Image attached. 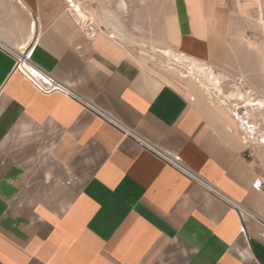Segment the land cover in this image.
Segmentation results:
<instances>
[{
	"label": "crops",
	"instance_id": "0c3cea01",
	"mask_svg": "<svg viewBox=\"0 0 264 264\" xmlns=\"http://www.w3.org/2000/svg\"><path fill=\"white\" fill-rule=\"evenodd\" d=\"M139 5L144 37L124 26L118 40L83 8L98 27L90 35L67 0H0V42L34 47L33 65L179 156L246 214L77 100L40 93L0 50V264H264V237L249 216L264 221V186L253 187L264 181V142L255 141L262 132L244 140L232 108L165 61L171 52L188 64L241 70L254 100L264 0ZM135 46L157 59L135 60ZM25 73L45 87L36 70ZM181 78L210 98L185 93Z\"/></svg>",
	"mask_w": 264,
	"mask_h": 264
},
{
	"label": "rangeland",
	"instance_id": "374dc122",
	"mask_svg": "<svg viewBox=\"0 0 264 264\" xmlns=\"http://www.w3.org/2000/svg\"><path fill=\"white\" fill-rule=\"evenodd\" d=\"M77 1L81 3L82 7L85 10L94 14L95 19L98 18L103 23L104 29L106 30L110 29L114 34V36L116 32L122 35L120 30L124 26H126L136 37H144L145 22L142 21V19L139 16V10H140L139 4L144 0H77ZM91 20H93V18H91ZM133 50L134 52L132 53V56L137 61L149 64V63H153L154 59H157L156 57L157 54L154 51H148L144 48H140L136 46L134 47ZM165 59H166L165 60L166 63L172 64L175 68H177V70L180 72L182 76L191 77V78H193L194 76L193 78L194 81L199 85L202 83V81L204 82L203 76L201 74H198L195 69L193 70L194 67L191 64H188L187 62L178 63L175 60L168 59V57L166 56ZM254 59L255 60L258 59L259 61L264 62L263 56L259 52L254 53ZM194 61L196 62L197 65L208 67V64L204 62H200L197 60ZM24 65L25 66L21 67L24 72H35L32 71L31 70L32 68H29L27 64ZM213 69H214L213 71L216 72L215 74L216 75L221 74L223 79L221 84L223 95H219L218 93H215L214 90L210 91V96L216 103H221V101L226 102L228 107L230 106L229 108L233 109L232 107L233 103H240V101L234 100V98L231 97L232 94H237V92L238 93L242 92L246 94L247 97H249L246 91L250 89L249 88L250 86L245 83H241V81L245 79L244 77L247 75V73L243 74L241 70H237V69L236 70L218 69V68H213ZM256 71L254 73V95L252 93L251 94L253 95L254 99H259L264 101V84H262V82H264V73L262 72V69H257ZM196 83L190 80H183L181 78L179 83L176 84L185 93H188L190 96L191 95L194 96L195 94L201 93L204 94L206 97L210 98V96ZM249 121L250 124L253 123L252 125L257 127L259 131L264 132V108L259 107L256 109L255 112L251 111V119L249 118ZM242 131H243L244 140H246L247 142L252 141L250 139L252 135H250L244 129H242Z\"/></svg>",
	"mask_w": 264,
	"mask_h": 264
},
{
	"label": "built area",
	"instance_id": "2783aa9c",
	"mask_svg": "<svg viewBox=\"0 0 264 264\" xmlns=\"http://www.w3.org/2000/svg\"><path fill=\"white\" fill-rule=\"evenodd\" d=\"M67 2L70 8L73 9V4L71 0H67ZM259 21H260L262 30L264 31V12H262ZM84 24L86 25L88 33L90 35H93L98 30V27L91 20L87 21ZM261 39L262 37L260 35H257L254 37L253 40L254 42H259ZM33 48L25 52H19V51L13 50L12 48L0 42V50L8 54L15 62L14 72H18L22 74L34 86V88L38 90L40 93L45 94V95H51L53 93H60L68 98H73L77 100L84 109L90 111L91 113L96 115L98 118H100L101 120H103L104 122L112 126L114 129L119 131L125 138L131 139L134 142H136L140 147H142L145 151H147L148 153L153 155L155 158L160 160L163 164L178 171L179 173L186 176L187 178H189L196 184L205 188L207 191L225 200L230 205H232V207H234L236 210L242 213H245L244 210L238 204H236L235 202L230 200L228 197L223 195L219 190H217L212 185H210L204 178H202L201 176H199L198 174L190 170L179 156L173 155L172 153L167 152L161 147L143 138L138 133H136L134 130L127 127L120 120H118L117 118H115L114 116H112L111 114H109L108 112H106L105 110L97 106L96 104L83 99L81 96L76 94L72 89L65 86L63 83L56 80L54 77L49 76L37 66L33 65L31 62ZM22 64H28L32 66L36 70L38 78L42 81V84L45 87H41L39 84H37V82H35L29 76H27L26 73L23 72L21 68ZM250 139L254 140V135H252ZM263 186H264V181L262 178L256 179V181L253 184V187L256 190H260ZM249 216L260 226L259 236L264 237V221L254 216H251V215Z\"/></svg>",
	"mask_w": 264,
	"mask_h": 264
},
{
	"label": "bare ground",
	"instance_id": "6f19581e",
	"mask_svg": "<svg viewBox=\"0 0 264 264\" xmlns=\"http://www.w3.org/2000/svg\"><path fill=\"white\" fill-rule=\"evenodd\" d=\"M71 2H72L73 7H74L73 10H75L74 13L78 16V18L81 21L86 23L87 21L91 20L90 16L87 15L82 10L83 8H81L79 6V4L74 5L73 0H71ZM113 37L120 40V38L118 36H113ZM165 55L168 57V59L175 60L178 63L188 62L190 60L189 58H187L185 56L175 55V54H172L171 52H165ZM191 65L194 67L193 70L195 69L198 74H201L203 76L204 82L202 81V83L200 84L201 87L205 88V90H207L208 92L211 90H214L215 93H218V94L220 93V95L222 94V91H223L221 88L222 83H221L218 75L215 74L216 72L213 71V69H211L209 67H204L202 65H197L195 61H192ZM23 66H25V65L22 64L21 67H23ZM28 67L32 68L31 69L32 71H35V69L32 66L28 65ZM193 78H194V76H193ZM187 79L188 78H186V80ZM190 80H192V79H190ZM211 87H212V89H211ZM231 97L234 98V100H236V101H240V103H233L232 112H234L238 116V118L241 119L243 129L246 132H248L250 135H254V137L258 136L257 127L253 126L252 125L253 123L250 124L249 118L251 119V111L255 112L256 109L259 107L264 108V101L259 100V99L252 100L250 97H247L246 94H244L242 92H240V93L237 92V94H232ZM233 102H235V101H233ZM255 141L264 142V132L260 133L259 138H256Z\"/></svg>",
	"mask_w": 264,
	"mask_h": 264
}]
</instances>
